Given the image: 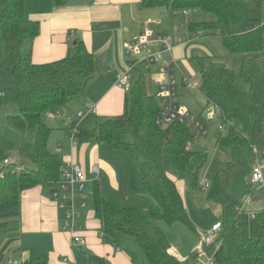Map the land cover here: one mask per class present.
<instances>
[{
	"label": "trees",
	"instance_id": "obj_1",
	"mask_svg": "<svg viewBox=\"0 0 264 264\" xmlns=\"http://www.w3.org/2000/svg\"><path fill=\"white\" fill-rule=\"evenodd\" d=\"M69 2L52 0L55 7ZM25 3L0 0V121L4 127L0 131V234L9 220L19 216L23 191L39 186L50 195L59 186L63 162L48 148L52 129L43 117L85 94L101 66L80 40L64 58L34 64L39 23L26 17ZM142 5L209 14V21L189 24L190 31L220 38L227 56L241 57L240 77L248 85L247 92L235 85V73L225 61L216 56L194 58L205 109L215 108L222 125H228L226 134L216 141L224 158L207 187V200L220 208L221 215L219 246L211 264H264V208L248 211L227 192L236 171L253 166L258 159L264 162V0H143ZM149 74L147 62L136 68L122 115L88 130L73 124L71 130L76 140L93 139L129 154L134 150L144 160L133 172L130 187L153 199L147 207L120 205L102 194L98 181L91 183L88 196L100 236L126 253L132 264H190L193 254L183 262L170 254V243L159 225L179 223L195 230L173 178L188 191H198L207 156L190 150L193 137L185 125H156L160 106L146 91ZM5 160L9 163L4 164ZM86 259L87 264H110L90 252ZM20 264L49 263L44 257Z\"/></svg>",
	"mask_w": 264,
	"mask_h": 264
},
{
	"label": "crops",
	"instance_id": "obj_2",
	"mask_svg": "<svg viewBox=\"0 0 264 264\" xmlns=\"http://www.w3.org/2000/svg\"><path fill=\"white\" fill-rule=\"evenodd\" d=\"M142 1L71 0L63 7H55L52 0H26L25 3L26 17L39 23V34L32 51L34 64H45L64 58L76 40L82 41L86 49L96 55L101 63L96 77L88 85L82 98H74L67 104L83 106L77 110L76 115H72L71 111L61 114L62 108L58 110L59 114L51 119V124H46L52 129L48 148L52 152L60 149L58 154L63 163L71 161L80 166L86 178V185L91 186L93 181H98L104 196L120 205L136 208L149 206L153 199L147 194L132 192L131 175L130 172H125V167H122L125 172L123 175L120 170L112 167L117 159L112 153L115 151L86 138H78L75 145L71 146V127L74 124L77 129H92L124 113L126 93L114 85V79L117 73L124 71L126 64L136 61L135 57L125 54V46L139 41L145 30L149 31L152 38L163 37L169 41L171 54L163 52L161 45L155 44L147 48L152 54L161 52V59L150 65L155 67L159 74L163 63L175 60L176 73L179 75L177 82L181 88L182 77H187L179 71L178 66L182 67L187 59L216 56L210 53V43H203V36L188 28L189 24L202 23L196 19L199 11L180 12L162 6L143 7ZM225 62L227 64V61ZM135 70L131 73V80ZM146 78V91L153 96L148 92ZM157 88L159 92V84ZM202 182L200 178V186ZM177 188L181 194L178 186ZM181 188L184 190L183 186ZM51 194L52 192L46 195L39 186L21 193L19 216L9 220V226L5 229V235L15 237L0 241V264L5 263L7 252L13 250L20 251L27 258L46 257L49 264H87L86 252L104 257L110 264H132L126 253L114 248L100 236L98 223L93 220V214L89 211L86 223L82 225L77 221L80 227L78 236L84 239L85 244L72 245L71 234L61 229L63 215L57 209ZM87 194H91V187ZM86 209L87 204L80 210V218ZM246 209L256 210L248 207ZM192 232L196 241L186 254H181L182 248L171 243L166 235L170 243V254L184 260L192 254L195 255L201 233L196 229ZM15 261L8 262H18ZM201 262H204V259Z\"/></svg>",
	"mask_w": 264,
	"mask_h": 264
},
{
	"label": "rangeland",
	"instance_id": "obj_3",
	"mask_svg": "<svg viewBox=\"0 0 264 264\" xmlns=\"http://www.w3.org/2000/svg\"><path fill=\"white\" fill-rule=\"evenodd\" d=\"M211 19V16L207 13L199 12V16L196 17L197 20L201 22L208 21ZM209 36V35H208ZM204 36L201 38L203 43H210V53L212 55H216L219 61H227V67L231 69L235 73V85L243 92L248 91V85L241 79L240 77V68H241V57L239 55H232L227 56L220 45V38L214 36ZM152 65V64H151ZM151 73L147 75V84H148V92L153 95L156 99L159 106H161L159 92H158V84H159V74L158 70L155 67H151ZM179 71H182L183 74L187 77V80L190 81L191 84L195 88L189 89L186 87H179L177 82L176 90L178 92V101L179 107L188 109L194 116L198 117L201 116L203 123L205 124L207 135L196 136L192 130H190V134L193 137V141L190 145V150L192 152L203 154L207 156V163L206 166L201 173V183L202 186L196 192H190L187 190L183 182L173 178L175 184L179 187L181 191V196L185 201V208L187 211V215L196 231L199 233L206 232L210 229V227L216 223V221L220 220V208L216 205H213L208 202V190L204 188V184H207L209 187L213 181L215 173L218 170L220 161L223 160L224 156L220 153L216 146V141L219 136L225 135L228 130V125H222L219 117L216 114V111L213 110V107L209 106L205 109L206 103L204 98L199 93L198 87L200 85V76L197 63L194 58L187 59L183 66H178ZM179 77L178 72L176 75V80ZM178 81V80H177ZM83 95L77 96L78 100L82 98ZM76 97V98H77ZM73 100V99H72ZM68 108H63L60 112L61 114L64 111H71L72 115H76L77 110L82 108L83 106L80 105L78 107L74 106V103H71ZM205 109V110H204ZM15 108H12V113H16ZM204 110V111H203ZM52 118H48L47 115L43 117L44 122L49 126L53 120ZM222 126V130H218V127ZM0 131H4V127L0 121ZM52 140L54 138L52 137ZM126 142H131V137L125 138ZM113 155L117 158L114 161L112 167L117 171H119L122 175L125 172H130L132 174L135 170L139 168V166L143 163V159L134 151L132 153L126 152H112ZM122 167H125V172ZM262 171L264 174V166L262 167ZM251 174H252V165H249L246 169L238 170L233 175L232 183L227 187V192L229 195L235 198L240 199V204L242 206L248 207L249 209H263L264 208V187H259V185L254 184L251 182ZM119 176V174H117ZM123 179V178H122ZM131 179V178H130ZM122 184V180L120 181ZM184 190H182V187ZM87 193L89 192L90 185H86ZM254 192L250 193L251 190ZM89 213L93 214V206L92 200L88 197L87 200V209L83 213L82 217L78 220L80 224L86 223V218ZM95 220V219H93ZM160 228L164 233L168 236L171 240V243L175 244L177 247L179 246L182 248L181 254H186L191 250V246L196 241L195 235L191 230L187 227L183 226L182 224H175L172 226H168L165 223H160ZM14 235V234H13ZM9 237V238H7ZM15 237V236H12ZM12 237L0 234L1 240L7 238L6 240L11 239ZM5 240V241H6ZM1 244V243H0ZM215 247L207 248L206 257L211 258L213 253L215 252ZM6 259L4 264H9L8 261L16 260L21 263L27 261L28 259L26 256L22 255L20 251L13 250L9 251L6 254ZM204 258H197L196 255H193L191 259V264H200L201 260Z\"/></svg>",
	"mask_w": 264,
	"mask_h": 264
},
{
	"label": "built area",
	"instance_id": "obj_4",
	"mask_svg": "<svg viewBox=\"0 0 264 264\" xmlns=\"http://www.w3.org/2000/svg\"><path fill=\"white\" fill-rule=\"evenodd\" d=\"M201 35V32H198ZM161 45L165 53L171 54L172 47L169 41L163 37L152 38L148 30H145L142 38L130 45H126L125 54L136 58V61L126 64L123 72L117 73L114 79V85L128 93L131 89V73L141 63L152 64L161 59V52L152 54L148 51V47L153 45ZM176 63L175 60L163 63L159 70V97H160V113L157 116L155 123L160 128H166L173 123H180L193 131L196 136L207 135L205 124L200 119L188 110L179 107L178 92L176 90ZM181 84L183 87L193 89L195 88L187 78L182 77ZM59 114L58 111L48 112V118H54ZM81 114H79L80 116ZM222 130V127H219ZM75 130H72L69 140L71 146L76 143ZM60 149H56L59 153ZM9 163L5 160L4 164ZM264 162L262 159L256 160L252 166L251 182L259 187H264V174L262 167ZM86 178L80 166L69 161L63 163L61 167V182L55 190L52 191L51 198L55 202L57 209L62 213L61 229L71 234L72 245L82 246L85 241L82 237L78 236L80 227L77 221L80 218V210L84 209L87 204L88 194L86 193ZM207 188V184L203 186ZM220 231V222L214 223L206 232L199 234L197 247L195 248V255L197 258H204V262L200 264H211V258L206 257V249L219 246L216 243L218 232ZM172 254V253H171ZM177 258L175 254H172ZM183 262L184 259L177 258ZM17 264V263H14Z\"/></svg>",
	"mask_w": 264,
	"mask_h": 264
},
{
	"label": "water",
	"instance_id": "obj_5",
	"mask_svg": "<svg viewBox=\"0 0 264 264\" xmlns=\"http://www.w3.org/2000/svg\"><path fill=\"white\" fill-rule=\"evenodd\" d=\"M73 44L75 45L76 43L74 42Z\"/></svg>",
	"mask_w": 264,
	"mask_h": 264
}]
</instances>
